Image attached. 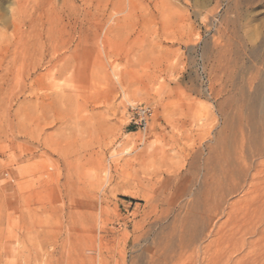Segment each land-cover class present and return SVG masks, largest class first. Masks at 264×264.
Returning <instances> with one entry per match:
<instances>
[{
	"label": "rangeland",
	"instance_id": "obj_1",
	"mask_svg": "<svg viewBox=\"0 0 264 264\" xmlns=\"http://www.w3.org/2000/svg\"><path fill=\"white\" fill-rule=\"evenodd\" d=\"M263 83L264 0H0V264H149L189 238L220 150L264 143ZM242 196L169 264H264Z\"/></svg>",
	"mask_w": 264,
	"mask_h": 264
},
{
	"label": "bare ground",
	"instance_id": "obj_2",
	"mask_svg": "<svg viewBox=\"0 0 264 264\" xmlns=\"http://www.w3.org/2000/svg\"><path fill=\"white\" fill-rule=\"evenodd\" d=\"M220 3L221 2H219L218 4ZM227 44H229L228 41ZM223 46L227 47V45H223ZM226 59L227 58H225V60ZM223 88H225L226 90V87L223 86ZM223 88H221V90ZM263 91H264V83H263ZM218 92H222V91H218ZM258 103H260V105L261 104L263 105L264 93L260 96ZM254 106L257 107L256 105ZM241 138H240L241 140L238 139L240 140V142L239 141L237 142V140L231 142V147L233 148L232 149L229 147L231 151L226 149L227 148L226 145H225L226 148L224 146L225 148L224 152H222L223 150H220L221 151L220 158L216 161L217 170L214 167L216 172L214 174L212 172L213 176L210 178V180L205 179L203 185L196 192V195L193 194V196L195 195V199H193V201L190 203L186 202L187 207L185 208V210L188 209V211H190V214L192 213V215H194L193 220L195 221V226L190 230L193 232L189 234L190 235L189 238H184V236L182 237V235L184 234L183 233L181 234V236L179 235V238L176 237L178 240L172 239L173 241H168L165 244L162 242L161 246H163L162 247L163 252L161 251L159 255L153 256V258H151V260L149 261V264H169L177 257H181L184 251L185 252L193 251V254L202 257L203 254L206 253V249H207L204 248V246L202 245L203 240L205 238H209L214 233H216V229L218 225L217 227L216 225H214L215 219L218 218L220 215L222 216L225 213L226 208L230 205V201L232 197L237 196L239 194H243L242 198L243 200H245L244 204L247 207L246 209H250L254 205L258 207L264 206V160H263L264 143H261L258 146L255 145L254 143L252 144L251 141L248 142L247 140L246 142L245 140L246 138H244V136ZM224 148L221 147V149ZM217 156L219 155L216 154V157ZM177 205L180 208L186 206V205L182 206V201H179ZM161 216L163 217V214ZM186 236L187 235H185V237Z\"/></svg>",
	"mask_w": 264,
	"mask_h": 264
}]
</instances>
